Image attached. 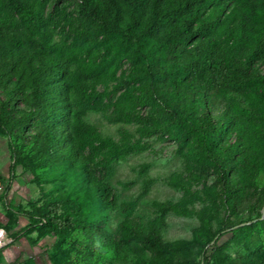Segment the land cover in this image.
<instances>
[{
    "label": "trees",
    "instance_id": "trees-1",
    "mask_svg": "<svg viewBox=\"0 0 264 264\" xmlns=\"http://www.w3.org/2000/svg\"><path fill=\"white\" fill-rule=\"evenodd\" d=\"M57 27L70 42L54 38ZM123 57L131 72L115 79L122 92L109 99L118 118L186 145L180 153L190 169L215 174V198L231 212L245 202L261 208L263 199L252 202L251 188L264 173V69L258 66L264 0H79L75 13L65 0H0V135L8 141L10 179L20 164L54 186L42 206L27 211L5 202L7 212L34 219L26 234L38 225L59 241L74 237L72 244L83 243L79 251L89 255L99 247L134 264H175L186 256L173 251L159 227L144 231L128 218L116 232L105 227L109 208L117 206L107 165L119 150L112 144L107 161L98 160L109 144L84 116L103 105ZM99 81L103 90L96 89ZM230 92L244 95L248 105ZM178 179L174 174L171 182ZM157 205L188 212L187 200ZM225 231L215 232V244ZM61 249L68 259L70 248ZM95 264L111 263L97 257ZM202 264H211L204 249ZM239 264H264V254L251 252Z\"/></svg>",
    "mask_w": 264,
    "mask_h": 264
},
{
    "label": "rangeland",
    "instance_id": "rangeland-1",
    "mask_svg": "<svg viewBox=\"0 0 264 264\" xmlns=\"http://www.w3.org/2000/svg\"><path fill=\"white\" fill-rule=\"evenodd\" d=\"M79 0H65L67 10L76 12ZM49 1L46 12L53 7ZM68 34L60 27L56 28L55 37L58 41L67 40ZM114 77L96 85L97 90H106V96L99 109H87L86 121L96 127L108 146L101 148L96 154L98 160H106L105 153L111 152L114 144L119 150L117 157L108 161L106 180L117 190V206L109 208L105 227L116 232L121 221L134 219L140 221L146 231L151 225L160 228L164 241L173 251L186 256L175 264H202V251L206 250L211 264H239L240 257L259 252L264 254V173L257 186L251 188L256 198L263 199L262 207L251 208L248 202L242 204L240 212L235 214L217 199L215 192V174L208 169H190L187 160L181 155L178 141L168 137L166 133L145 134L142 124L118 118L115 103H109L122 91H115L116 78L128 76L131 72L129 58L123 57L116 65ZM264 69V62L258 64ZM248 103L244 95L237 92L227 93ZM218 102H224L223 95L215 96ZM219 103V104H222ZM34 129L29 132H33ZM31 133L28 134L29 137ZM10 151L7 138L0 135V264H95L101 257L111 264H134L132 260H120L110 257L109 251H101L99 247L89 254L83 243H73L74 237L59 241L54 234H44L38 229L25 233V228L36 223L26 216H10L5 202L14 208L32 211L33 207L42 206L47 193L54 186L37 180L25 166L18 164L15 176L10 179ZM174 174H179L178 185L171 182ZM208 186L211 192L207 193ZM56 190L54 194H56ZM216 197V198H215ZM187 200L188 212L184 214L174 211L162 212L158 203L180 202ZM127 206V207H125ZM226 228L218 238H213L219 228ZM83 238V237H82ZM70 248L68 259H64L61 248ZM146 256L152 261V252L146 250ZM100 260V258H99ZM100 262V261H98Z\"/></svg>",
    "mask_w": 264,
    "mask_h": 264
},
{
    "label": "water",
    "instance_id": "water-1",
    "mask_svg": "<svg viewBox=\"0 0 264 264\" xmlns=\"http://www.w3.org/2000/svg\"><path fill=\"white\" fill-rule=\"evenodd\" d=\"M263 211H264V208H263Z\"/></svg>",
    "mask_w": 264,
    "mask_h": 264
}]
</instances>
